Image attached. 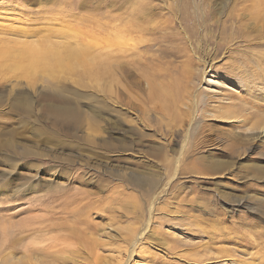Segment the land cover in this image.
I'll list each match as a JSON object with an SVG mask.
<instances>
[{
	"label": "rangeland",
	"instance_id": "374dc122",
	"mask_svg": "<svg viewBox=\"0 0 264 264\" xmlns=\"http://www.w3.org/2000/svg\"><path fill=\"white\" fill-rule=\"evenodd\" d=\"M63 217L104 263L264 264V0H0V264Z\"/></svg>",
	"mask_w": 264,
	"mask_h": 264
},
{
	"label": "bare ground",
	"instance_id": "6f19581e",
	"mask_svg": "<svg viewBox=\"0 0 264 264\" xmlns=\"http://www.w3.org/2000/svg\"><path fill=\"white\" fill-rule=\"evenodd\" d=\"M125 15H129L128 12L124 13V16ZM24 54L26 55V52ZM25 55H23V56H25ZM19 56L23 57L22 55H19ZM28 58H30L31 61L33 60L32 55L28 56ZM18 60L19 59H17L16 62ZM15 66H17V65L15 64ZM23 71H24V69L22 70V72ZM17 72L20 73L21 71L18 70ZM166 160H171V159L167 158ZM80 207H81V203H80ZM87 212H88V210H87ZM81 217L80 218L76 217V218H73V219H67L66 217H63L59 221H54L53 220V235H52L53 238H51V239H53V245H52L53 247L52 246L50 247L51 244L49 246H47L46 248H41V247L38 248V246L34 247L33 245H32V247L28 246V245H24V246L21 247L22 249L20 250L21 253H22L21 257L18 260L12 261V262H8L7 264H35V262H37L38 264H102V263H104L106 258L103 261L104 257L101 255L100 250H101L102 244L105 241L104 242L101 241V239H100L101 238L100 237L101 233L97 234V230H98L97 226H93L94 224H89L87 222L88 220L86 221V219H88L89 217L85 218L86 215H85V217H83L84 219L83 218L81 219ZM32 230L37 231V228L33 227ZM157 233L156 234H154V233L151 234V235H153V238H154V235L157 236ZM46 236L48 237V235H45V238H46ZM41 237L44 238L43 235ZM159 237H161V236H159ZM172 238H175L176 241H180V240H178L179 239L178 236H173ZM23 242H25V241H23ZM133 249H130V254L126 253L127 254L126 255V261H124V263L120 262L122 256H121L120 259L119 258H117V259L114 258V262L112 261V258H111V262H113L114 264H126L127 261L129 260V258L132 256V253H134ZM15 250H16V248H15ZM136 252L137 251H135V253ZM8 254L11 256V253H8ZM139 254H140L139 256H141V257L152 258V257H150L151 256V252L149 250H148V252L147 251L139 252ZM120 255L121 254L119 253V255L117 254L116 257L117 256L119 257ZM101 256L103 258H101ZM262 256L264 257V253H263ZM34 260H40V261L38 262V261H34ZM32 261H34V262H32ZM107 261H108V259H107ZM150 261H152V260L150 259ZM160 262L165 264L164 260H162ZM172 262H174V260ZM107 263H109V261ZM107 263H104V264H107ZM149 264H151V263H149Z\"/></svg>",
	"mask_w": 264,
	"mask_h": 264
}]
</instances>
